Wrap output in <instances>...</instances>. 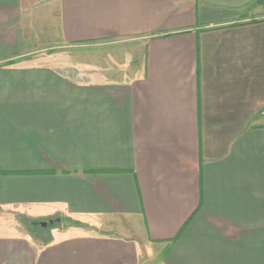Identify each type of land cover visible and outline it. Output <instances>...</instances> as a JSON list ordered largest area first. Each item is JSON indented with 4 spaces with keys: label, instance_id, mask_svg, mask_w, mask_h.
<instances>
[{
    "label": "crops",
    "instance_id": "obj_1",
    "mask_svg": "<svg viewBox=\"0 0 264 264\" xmlns=\"http://www.w3.org/2000/svg\"><path fill=\"white\" fill-rule=\"evenodd\" d=\"M143 249L264 264V0H0V264Z\"/></svg>",
    "mask_w": 264,
    "mask_h": 264
},
{
    "label": "rangeland",
    "instance_id": "obj_2",
    "mask_svg": "<svg viewBox=\"0 0 264 264\" xmlns=\"http://www.w3.org/2000/svg\"><path fill=\"white\" fill-rule=\"evenodd\" d=\"M98 44H92V45H79V46H67L64 48H60L58 51L53 50H45L44 52H40L39 56H42L43 54V60L45 64H63V65H98L99 59H100V48ZM41 60L40 58H38ZM37 60V59H36ZM11 220L14 225L21 226L22 230L27 232L28 234L32 233L35 235L37 234H47L50 235L51 231L54 229H58L59 227L66 228L68 225H72L71 222H67L66 218H62L61 224L57 225L53 229H50L48 231H41L42 225H40L39 222H37L36 219L27 217L26 215L16 213L15 211H12ZM38 224L37 227L33 226V223ZM35 224V225H36ZM47 238L45 239V241ZM149 251L146 249H143V263L144 264H152L153 261H151V256Z\"/></svg>",
    "mask_w": 264,
    "mask_h": 264
},
{
    "label": "water",
    "instance_id": "obj_3",
    "mask_svg": "<svg viewBox=\"0 0 264 264\" xmlns=\"http://www.w3.org/2000/svg\"><path fill=\"white\" fill-rule=\"evenodd\" d=\"M54 223L52 221H49L47 223H41L40 225H42V228L47 229L50 225L52 226Z\"/></svg>",
    "mask_w": 264,
    "mask_h": 264
}]
</instances>
